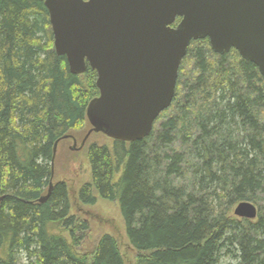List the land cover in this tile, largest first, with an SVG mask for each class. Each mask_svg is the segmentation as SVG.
Masks as SVG:
<instances>
[{"label": "trees", "instance_id": "16d2710c", "mask_svg": "<svg viewBox=\"0 0 264 264\" xmlns=\"http://www.w3.org/2000/svg\"><path fill=\"white\" fill-rule=\"evenodd\" d=\"M45 1L0 0V264H125L111 234L87 247L90 226L72 213L66 182L39 201L56 142L89 124L99 95L95 70L74 74L56 53ZM112 142L89 145L78 199L118 202L134 264H264V78L254 63L192 41L152 133ZM242 201L256 219L234 215Z\"/></svg>", "mask_w": 264, "mask_h": 264}, {"label": "water", "instance_id": "95a60500", "mask_svg": "<svg viewBox=\"0 0 264 264\" xmlns=\"http://www.w3.org/2000/svg\"><path fill=\"white\" fill-rule=\"evenodd\" d=\"M45 6L55 51L66 57L70 71L82 74L89 66L97 72L99 95L88 104L91 129L79 149L92 133L124 142L148 137L173 103L192 41L208 39L219 55L235 49L264 78V0H46ZM52 178L40 202L48 199ZM233 212L258 217L249 201Z\"/></svg>", "mask_w": 264, "mask_h": 264}, {"label": "rangeland", "instance_id": "374dc122", "mask_svg": "<svg viewBox=\"0 0 264 264\" xmlns=\"http://www.w3.org/2000/svg\"><path fill=\"white\" fill-rule=\"evenodd\" d=\"M160 125V122L157 126ZM90 123L78 130H73L70 136L77 140V145L71 138L59 142L54 162V176L52 182L64 181L70 192L72 213L81 220H86L90 226L87 247L104 234H111L118 240L120 250L124 255L125 264H134L137 252L130 245L127 237L124 218L117 201L98 199L94 205H83L79 202L78 193L81 187L91 181V165L87 157V149L92 143L112 144V140L102 133H93L87 139L85 146L79 149L88 131ZM76 147V149H75ZM234 211V208H233ZM122 236V237H121ZM122 243V244H121ZM219 264H237L231 256L222 257Z\"/></svg>", "mask_w": 264, "mask_h": 264}, {"label": "flooded vegetation", "instance_id": "af4514ba", "mask_svg": "<svg viewBox=\"0 0 264 264\" xmlns=\"http://www.w3.org/2000/svg\"><path fill=\"white\" fill-rule=\"evenodd\" d=\"M70 138L73 140V142H74V140L76 139V138H74L73 136H71ZM76 141H77V140H76Z\"/></svg>", "mask_w": 264, "mask_h": 264}, {"label": "bare ground", "instance_id": "6f19581e", "mask_svg": "<svg viewBox=\"0 0 264 264\" xmlns=\"http://www.w3.org/2000/svg\"><path fill=\"white\" fill-rule=\"evenodd\" d=\"M122 237V236H121ZM118 239V238H117ZM122 244V243H121Z\"/></svg>", "mask_w": 264, "mask_h": 264}]
</instances>
